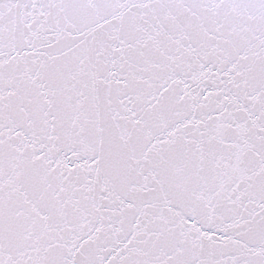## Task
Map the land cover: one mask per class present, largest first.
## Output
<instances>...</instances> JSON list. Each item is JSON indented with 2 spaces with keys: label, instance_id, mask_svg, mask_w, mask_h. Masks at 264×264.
<instances>
[{
  "label": "snow or ice",
  "instance_id": "snow-or-ice-1",
  "mask_svg": "<svg viewBox=\"0 0 264 264\" xmlns=\"http://www.w3.org/2000/svg\"><path fill=\"white\" fill-rule=\"evenodd\" d=\"M0 264H264V0H0Z\"/></svg>",
  "mask_w": 264,
  "mask_h": 264
}]
</instances>
